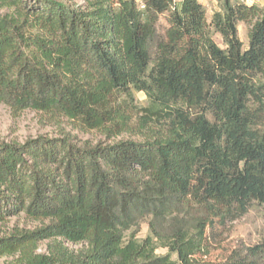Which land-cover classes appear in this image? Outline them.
<instances>
[{
    "label": "trees",
    "instance_id": "obj_1",
    "mask_svg": "<svg viewBox=\"0 0 264 264\" xmlns=\"http://www.w3.org/2000/svg\"><path fill=\"white\" fill-rule=\"evenodd\" d=\"M83 1L0 12V104L107 138L0 145V223H40L1 237L0 258L264 264V242L206 259L218 229L264 207V6L216 0L209 21L199 0Z\"/></svg>",
    "mask_w": 264,
    "mask_h": 264
},
{
    "label": "rangeland",
    "instance_id": "obj_2",
    "mask_svg": "<svg viewBox=\"0 0 264 264\" xmlns=\"http://www.w3.org/2000/svg\"><path fill=\"white\" fill-rule=\"evenodd\" d=\"M0 0V12L8 15H20L31 4L29 0ZM76 5H83V0H70ZM180 2L181 0H176ZM205 7L207 18L211 21L213 14L219 10L216 0H199ZM257 5L264 6V0H259ZM161 27L166 28L168 24L164 18L161 20ZM239 36L248 47V28L244 24L239 26ZM216 43L224 48L222 39L219 35H214ZM138 105L147 106L146 96L143 93L137 96ZM40 137L49 139L68 138L74 144L83 145L87 142L97 144L107 142L106 136L100 131H85L76 124L70 122L64 117H54L43 112L26 110L21 113H14L13 110L0 104V145L19 143L24 144L29 140H35ZM129 138L128 134L117 138ZM110 142V141H108ZM39 222L28 219L24 214L14 217H8L3 223H0V238L12 234L18 230H30L38 227ZM211 239L209 255L206 257L212 262H222L227 259L234 251H242L249 247L264 242V207L254 205L248 214L241 219L230 223L225 229L220 228ZM149 235V225L147 222L141 224L137 237L145 239ZM47 242L41 244L40 252H45ZM72 249L78 250L81 246L70 245ZM158 254H166V249H159ZM176 259V256H174ZM14 257L0 258V264H13Z\"/></svg>",
    "mask_w": 264,
    "mask_h": 264
},
{
    "label": "built area",
    "instance_id": "obj_3",
    "mask_svg": "<svg viewBox=\"0 0 264 264\" xmlns=\"http://www.w3.org/2000/svg\"><path fill=\"white\" fill-rule=\"evenodd\" d=\"M233 1H236L238 3L244 4L247 6L257 5V3L259 2V0H233ZM138 2L140 4H143V0H138ZM141 7L144 8L143 5Z\"/></svg>",
    "mask_w": 264,
    "mask_h": 264
}]
</instances>
